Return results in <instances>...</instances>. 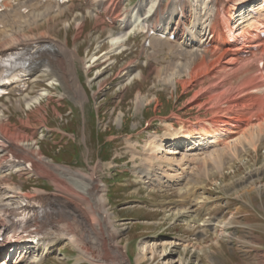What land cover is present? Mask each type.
<instances>
[{
	"label": "rangeland",
	"instance_id": "374dc122",
	"mask_svg": "<svg viewBox=\"0 0 264 264\" xmlns=\"http://www.w3.org/2000/svg\"><path fill=\"white\" fill-rule=\"evenodd\" d=\"M141 1L124 0L118 14L135 8ZM162 1L164 9L169 0ZM13 3L17 4L18 0ZM197 5L196 0H190L188 11H192ZM86 7L84 0L75 1L73 9L56 18L51 16L52 20H47L42 25L44 26L42 30L51 31V35H55L58 40L63 42L68 40V49L77 52L75 63L78 75L88 95L84 107L71 98L72 89H64L60 85L50 86L48 81H44L40 86L32 84L30 90L31 96L46 90L50 94L41 100L46 108V111H42L43 114L34 107L38 106L37 104L32 106L33 110H29L25 102L21 109L16 108V101L25 93L1 99V107L9 108L11 112L6 113L19 128L24 129L22 120L30 117L32 128H26V131L34 133L33 128H37L36 138L40 142L36 146L33 145L32 149L40 147L45 160L87 173H92L93 168L96 170L97 180L105 185L104 193L110 200L105 205L110 213L108 224L116 227L118 231L116 241L127 247L131 264H137L141 242L156 244L170 240H179L183 245L188 244L189 255L192 252L190 246L194 245L196 240L201 242L204 252L202 251L198 260L197 256L192 257L191 264H264V121H258V113L261 110L253 111L257 105L253 103L254 105L249 106L251 101L247 99L249 108L247 105L236 107L241 112L240 119L236 121L245 126L249 124H245L244 121L252 122L255 130L253 126L249 132L242 129L234 136L235 140H226L219 146L218 152L212 150L195 152L197 154L191 155L192 161L171 172L181 177V186L188 188L186 193H180L179 187L152 189L155 185L150 178L163 176L168 165L167 162L149 161L152 151L148 148V143L154 137L166 138L169 132L167 121L178 130L182 126L181 122H195L198 115L214 117L211 109L219 106L220 102H210L207 96L201 98L199 106H191L189 100L202 86H194L186 91L182 87L176 89L172 85L161 83L156 77V72H151L152 66L171 67L170 65L176 62L175 40H170V44L160 43L156 50L149 45L145 48L147 50H144L145 36L139 34L134 38L130 35L121 53L117 51L105 57V52L110 49L111 37L122 32V27L112 24L110 18L108 19L106 13L101 10L97 12L100 20L92 18L87 14ZM57 9L58 7L55 8ZM105 19L106 22L100 24ZM67 20L68 24L65 26L64 22ZM84 20L85 25L81 31L78 24ZM240 21V17L235 19L236 32L241 29ZM230 40L236 42V51L244 53L248 50L235 38L232 37ZM89 63L95 66L93 65V70L87 75L84 66ZM128 65L134 67L136 71L143 70L148 79L133 80L124 88ZM208 87L211 86H203V89L208 90ZM139 90V98L141 96L145 100H152L140 110L137 109L136 103ZM61 92L66 96L62 100ZM154 95L158 97L159 102L153 101ZM221 106L228 108L223 104ZM236 108L228 109V113H231L230 110L237 111ZM256 108L264 109L263 105ZM247 111L251 112L247 115ZM222 127L223 132L227 134L235 128ZM244 135V138L241 137ZM165 142L166 148L173 147L172 141ZM189 145L185 144L180 150L186 149ZM14 179L17 183L25 185L23 191L27 193L36 194V190H41L37 188L40 186L48 193H59L70 199L75 198V193L58 191L54 182L44 177L37 175L21 177L14 174ZM37 199L41 200L46 208L48 205L46 198ZM181 205L191 206L199 218L198 224L188 220L183 222L184 217L173 219L168 216L170 209ZM52 206L54 207L53 201ZM63 217L65 223H72L71 232L79 228L77 217L74 215ZM209 219H213L215 225H200ZM101 228L102 222L95 229L99 236L104 235ZM74 245L73 241L63 239L54 247V251L47 256L43 264H95L96 258L101 260L105 256L104 252H93L96 249L92 247L91 252L85 251L88 257L84 256L81 261L77 258L79 250L73 247ZM155 248L157 247L154 245L152 250L147 251V258L156 255L155 260L150 259L149 262L141 264L165 263L164 256ZM182 249L183 247L179 245L177 254H173V257L178 259Z\"/></svg>",
	"mask_w": 264,
	"mask_h": 264
},
{
	"label": "bare ground",
	"instance_id": "6f19581e",
	"mask_svg": "<svg viewBox=\"0 0 264 264\" xmlns=\"http://www.w3.org/2000/svg\"><path fill=\"white\" fill-rule=\"evenodd\" d=\"M13 1H7L5 9L0 13V53L15 50L19 46L45 45L47 47L45 51L39 53L30 62V72L34 76L32 84L40 86L44 81H48L50 86L60 85L64 89H72L71 98L84 107L88 95L78 75L75 63L77 52L68 49V40L60 41L54 37L55 35H51V31L42 30L44 22L52 20H50L51 16L56 18L58 15L66 13L67 10L75 7V3L72 1L62 5L60 0H18V3L14 4ZM84 1L87 4L86 10L89 16L100 20L97 11L101 10L104 14L106 13L107 18H110L112 24L122 27V32L111 37L110 49L105 52V57L109 53L122 52L121 50L125 48L129 34L133 30L135 33L144 32L151 25L154 34L149 36L147 33L146 36L150 40V47L154 50L160 43H169V41H165L164 35L173 33L176 35L175 42L173 41L177 49L175 52L176 62L170 65L171 67L152 66L151 72H156V77L161 83L172 85L176 89L182 87L186 91L194 86H202L189 100L191 106H199L201 98L207 96L210 98V102H220L219 106L211 109L214 117L200 116L201 119L198 115V120L195 122L179 121L182 126L178 130L168 123L167 126L171 130L167 131L166 138L154 137L148 143L149 145L147 144L152 151V153L149 152L151 154L149 161L151 163L167 162L166 165H168L163 176L155 179L150 178L155 185L152 189L179 187L180 193H186L188 188L181 186V177L175 176L171 172L177 171V167L182 168L188 161H192L191 155L197 154L195 152L203 150H205L204 152L209 150L215 152L226 140H233L234 136L238 135L242 129L249 132L253 126L252 122L244 121L245 124H249L245 126L236 121L241 117V112L236 107L248 106L247 99L251 101L249 106L256 104L264 107V73L259 69V62L264 59V39L252 38L253 41L256 40L255 42L263 43L260 51L250 49L247 53H240L235 50L236 43L231 42V38L228 36L233 30L234 20L238 17L241 18L240 30L243 34H247V37L252 35L255 30L264 28V0H196L198 5L192 11H188L190 9L187 2L190 0H169L164 9L161 5L162 0H142L135 8L125 10L120 15L118 11L124 0ZM223 2H226V6L220 15L218 7ZM56 7H58L57 10H55ZM25 10L27 11L25 12ZM105 22L106 19L100 24ZM64 24L67 26L68 20ZM84 25L85 21L79 22L78 27L81 31H83L82 26ZM243 43L245 45L246 41L244 40ZM171 45L173 46V44ZM143 47L144 50H147L145 46ZM93 65L95 66V64ZM93 65L90 63L88 66H84L85 72L89 74L94 68ZM127 68L124 88L133 80L148 79V75H145L143 70L136 71L131 65H128ZM35 80H38L37 84L33 82ZM203 86L211 87H208L207 90L203 89ZM8 90L10 94L22 91L19 85H13ZM139 94L140 90L136 97L138 110L145 108L152 101L145 100L141 96L139 98ZM49 96L47 90L35 96H31L29 90L16 101V108L21 109L25 102L29 110H33L35 107L39 113L43 114L42 111H46V108L41 100ZM64 97L66 96L61 92L60 99L62 100ZM153 101L159 102L156 95H154ZM222 104L228 108H223ZM32 106L34 107L32 108ZM256 107L253 111L261 110L258 113V121H264V109ZM235 108L237 111L233 112ZM228 109L233 110L228 113ZM6 111L11 112L8 107L3 109L0 104V137L9 142L7 147H0V247H4L6 253H11L13 250L16 252L15 257L9 258L8 264H43L47 256L54 251V247L65 238L73 241V245L75 244L73 247L79 250L77 258L81 261L84 256L88 257L85 255V251L91 252L93 247L96 249L93 252H104L105 254L101 260L96 258L95 264H131L127 247L116 241L118 233L116 227L108 224L110 213L105 205L109 201L104 193L105 185L97 180L96 170L93 168L92 173H87L80 169L74 170L71 167L45 160L40 147L32 149L33 145H38L39 141L36 139L37 128H33L34 133L26 131V128L32 125L30 117L25 121L22 120L24 125V129H22L11 121V116ZM250 112L247 111L246 114L248 115ZM26 115L28 117V113ZM45 125L46 122H44ZM222 126H235V128L233 131L230 129L232 132L227 134L223 132ZM258 126L260 125L258 124ZM253 128L255 130V126ZM241 137L244 138L245 135ZM168 140L173 142V147L166 148L167 142L165 141ZM187 143L188 145L190 143L187 150H180ZM10 152L15 154L14 159L9 158ZM28 162L33 164L31 171L27 170ZM14 174L21 177L37 175L47 178L52 183L54 182L58 191L66 190L75 193V198L70 199L59 193H48L45 189L36 190L37 195L27 193L23 191L25 185L17 183ZM39 197L46 198L49 208L43 217L38 242L34 244L22 242L15 245V249L14 246L10 247L4 244L5 235L11 227L14 217L26 204ZM51 200L58 210L52 206ZM66 215L77 217L80 224L77 230L71 232L72 223H65L63 216ZM168 216L173 219L184 217L183 222L188 220L194 224H198L199 219L191 206L186 205L170 209ZM101 222L104 235L99 236L95 229ZM200 225L213 226L215 222L213 219H209L201 222ZM154 245L157 247L155 249L164 256V264H174L178 261L180 264H191L192 257L197 256L198 260L203 251L201 242L197 240L194 245L190 246L192 248L190 255L188 254V244L183 245L179 240L157 242L156 244L141 242L140 247L138 246L140 253L136 259L138 263L143 260L146 262L150 259L155 260L156 255L147 258L148 249L152 250ZM179 245L183 249L176 259L173 254H177ZM4 259L3 256H0V264Z\"/></svg>",
	"mask_w": 264,
	"mask_h": 264
},
{
	"label": "crops",
	"instance_id": "0c3cea01",
	"mask_svg": "<svg viewBox=\"0 0 264 264\" xmlns=\"http://www.w3.org/2000/svg\"><path fill=\"white\" fill-rule=\"evenodd\" d=\"M149 261H150V260H149ZM149 261H148V262H149ZM143 262H146V261L143 260ZM141 263H142V262H140V264H141ZM137 264H139V263L137 262Z\"/></svg>",
	"mask_w": 264,
	"mask_h": 264
}]
</instances>
